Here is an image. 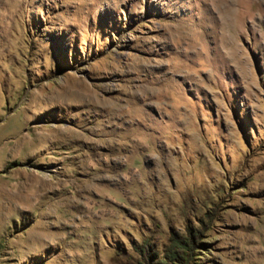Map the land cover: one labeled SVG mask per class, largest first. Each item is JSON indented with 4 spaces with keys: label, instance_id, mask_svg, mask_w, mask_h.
<instances>
[{
    "label": "rangeland",
    "instance_id": "obj_1",
    "mask_svg": "<svg viewBox=\"0 0 264 264\" xmlns=\"http://www.w3.org/2000/svg\"><path fill=\"white\" fill-rule=\"evenodd\" d=\"M0 264H264V0H0Z\"/></svg>",
    "mask_w": 264,
    "mask_h": 264
}]
</instances>
